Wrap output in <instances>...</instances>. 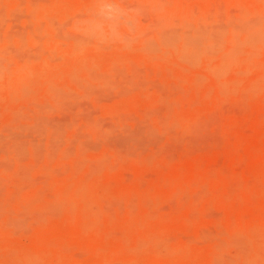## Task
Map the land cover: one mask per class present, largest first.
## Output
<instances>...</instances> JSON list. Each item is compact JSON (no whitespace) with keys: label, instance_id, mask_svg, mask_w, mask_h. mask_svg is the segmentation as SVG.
I'll return each mask as SVG.
<instances>
[{"label":"rangeland","instance_id":"obj_1","mask_svg":"<svg viewBox=\"0 0 264 264\" xmlns=\"http://www.w3.org/2000/svg\"><path fill=\"white\" fill-rule=\"evenodd\" d=\"M0 264H264V0H0Z\"/></svg>","mask_w":264,"mask_h":264},{"label":"clouds","instance_id":"obj_2","mask_svg":"<svg viewBox=\"0 0 264 264\" xmlns=\"http://www.w3.org/2000/svg\"><path fill=\"white\" fill-rule=\"evenodd\" d=\"M107 10H108L109 12H115V11H117V10L114 9L111 5L107 6Z\"/></svg>","mask_w":264,"mask_h":264}]
</instances>
